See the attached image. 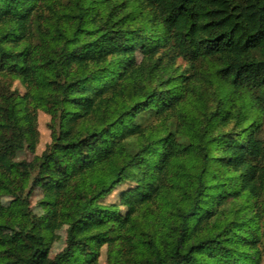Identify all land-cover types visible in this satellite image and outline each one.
I'll return each mask as SVG.
<instances>
[{"label":"trees","instance_id":"trees-1","mask_svg":"<svg viewBox=\"0 0 264 264\" xmlns=\"http://www.w3.org/2000/svg\"><path fill=\"white\" fill-rule=\"evenodd\" d=\"M60 225L52 264L263 263L264 0H0V264Z\"/></svg>","mask_w":264,"mask_h":264},{"label":"rangeland","instance_id":"rangeland-1","mask_svg":"<svg viewBox=\"0 0 264 264\" xmlns=\"http://www.w3.org/2000/svg\"><path fill=\"white\" fill-rule=\"evenodd\" d=\"M21 90H24L23 87H20ZM49 115H47L45 112L41 111L39 116V129L41 132L40 139L39 140H33L29 136H27L26 140V148L22 151H20L16 158L8 160V164H12L13 161H17L23 158L32 159L35 155L40 154L47 142L50 141V130L48 128V122H49ZM14 171H17L16 167H14ZM52 185V184H51ZM50 185V186H51ZM27 192V189L24 187H20L17 189V193L21 195H25ZM41 190H36L34 194L31 196V204L34 206L37 202L39 196H40ZM115 196V192L113 195L110 196V198H113ZM4 202L6 204H12L15 207L19 208L23 206V202L21 201L20 197H4ZM36 211H40V207H36ZM46 240L51 245V253L46 261L45 264H52V257L55 255L56 252H58L60 249L64 246V240H65V228L63 226H57L55 228H49L43 231ZM100 264H106L105 254L102 255L100 259ZM264 264V260L263 263Z\"/></svg>","mask_w":264,"mask_h":264}]
</instances>
